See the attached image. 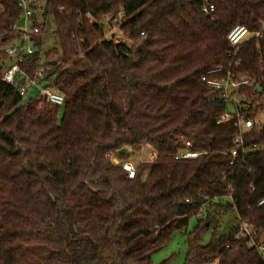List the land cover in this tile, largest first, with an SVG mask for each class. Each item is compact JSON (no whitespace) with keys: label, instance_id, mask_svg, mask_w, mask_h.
Here are the masks:
<instances>
[{"label":"trees","instance_id":"trees-1","mask_svg":"<svg viewBox=\"0 0 264 264\" xmlns=\"http://www.w3.org/2000/svg\"><path fill=\"white\" fill-rule=\"evenodd\" d=\"M30 2L38 50L22 68H45L65 105L60 117L62 107L40 97L23 103L2 81L23 13L1 0L0 264H154L192 217L185 264H264V39L239 48L235 73L250 82L236 91L240 104L202 80L230 64L233 29L262 28L264 0H211L209 17L201 0ZM50 17L60 50L44 53ZM105 17L121 18L117 44L94 22ZM237 113L254 121L244 148L255 150L234 159ZM185 142L201 155L176 160ZM145 148L155 159L133 179L112 163ZM230 211L240 225L203 245L214 216ZM243 223L251 238L239 237Z\"/></svg>","mask_w":264,"mask_h":264},{"label":"built area","instance_id":"built-area-1","mask_svg":"<svg viewBox=\"0 0 264 264\" xmlns=\"http://www.w3.org/2000/svg\"><path fill=\"white\" fill-rule=\"evenodd\" d=\"M203 5L201 7V14L206 17L212 16L215 13V7L211 0H201ZM18 7L22 10L23 16L20 23L15 27V30L19 33L20 39L6 48V53L11 57V62L6 67L5 72L2 76V81L9 86L16 87L19 96L26 98L31 90L36 91L34 97H40L41 104H51L58 107H63L65 105V97L63 94L58 92L53 86L44 83V72L45 68H41L34 73H29L22 68L28 56L36 53L34 46V37L40 33V27L36 24L35 19L38 10L31 5L30 0H16ZM3 11L0 0V15ZM121 19V18H120ZM120 19H115L113 25H120ZM42 20V19H41ZM94 21L93 19L91 20ZM110 18L105 17L101 22L94 21L99 25H112L110 24ZM42 23V22H41ZM121 32V31H120ZM230 44L231 52L230 56L232 60L228 67H218L208 70L203 76L202 80L207 82V84L216 90L222 92L224 98L234 102L232 100L233 94L236 93L238 89L243 86L249 85L248 79L239 78L235 73L236 70L241 66V61L236 57L239 53V48L245 42L256 39L261 41L264 39V25L262 28L256 32H252L246 27H236L233 29L227 37ZM105 40H113L114 43H119L121 40L118 36L109 38V34L106 31ZM40 104V105H41ZM238 129L239 135L235 138V145L231 151V156L236 159L239 156H245L248 152L254 151L255 148L245 149L244 148V135L247 130L254 126V121L251 119H245L237 113ZM231 115L225 113L222 115L221 119L217 124H221L228 121ZM192 144L190 142H185L184 148L179 150L176 155V160L184 159H196L201 154L198 152L191 151ZM155 159V154L152 155ZM112 163L115 166H121V168L127 173L129 179H133L137 172V167L130 161L121 163L117 157H112ZM259 205H264V199L259 203ZM254 233L251 231L248 223H243L239 231V237H249L251 238ZM262 250V248H261Z\"/></svg>","mask_w":264,"mask_h":264},{"label":"rangeland","instance_id":"rangeland-1","mask_svg":"<svg viewBox=\"0 0 264 264\" xmlns=\"http://www.w3.org/2000/svg\"><path fill=\"white\" fill-rule=\"evenodd\" d=\"M41 5H43V2H40L39 6ZM50 22L52 26L50 27L48 36L44 39V46L42 47V51L44 53L50 52L53 49L60 50L59 43L54 36L56 25L54 23L53 17H50ZM106 31L109 34V38L118 36V39L122 40L123 36L120 32V25H108ZM34 48L35 50H38V48ZM36 94V91L31 90L28 93L27 97L24 99L23 103H27L29 99L31 97H34ZM232 100L236 104H240L241 102V99L237 93L233 94ZM63 113L64 107L60 109V117H62ZM259 119L260 121L264 122V117L260 116ZM129 154V161L132 162L136 167H138L142 163L151 162L153 159L152 155L154 153L150 148H145L141 152L137 153H132L131 151H129ZM197 224L198 218L192 217L189 221L187 232L176 234L172 242L167 247L153 255L152 259L154 264H162L164 262H167L168 264H185L188 250L186 245V240L188 238L187 233L194 231ZM238 225H240V221L238 219L236 211L224 213L222 214V216L215 215L212 226L201 234V243L205 246L210 244L215 232H217L219 235H229Z\"/></svg>","mask_w":264,"mask_h":264},{"label":"water","instance_id":"water-1","mask_svg":"<svg viewBox=\"0 0 264 264\" xmlns=\"http://www.w3.org/2000/svg\"><path fill=\"white\" fill-rule=\"evenodd\" d=\"M126 153H127V149H123V150L120 152L121 155H125Z\"/></svg>","mask_w":264,"mask_h":264}]
</instances>
